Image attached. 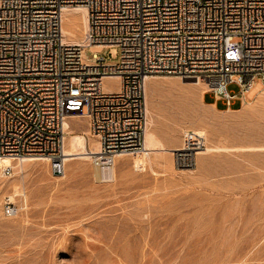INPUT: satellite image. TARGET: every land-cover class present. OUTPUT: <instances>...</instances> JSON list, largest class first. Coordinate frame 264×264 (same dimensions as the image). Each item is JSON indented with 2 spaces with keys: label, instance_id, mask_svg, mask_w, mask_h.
Here are the masks:
<instances>
[{
  "label": "rangeland",
  "instance_id": "rangeland-1",
  "mask_svg": "<svg viewBox=\"0 0 264 264\" xmlns=\"http://www.w3.org/2000/svg\"><path fill=\"white\" fill-rule=\"evenodd\" d=\"M155 76L146 101L157 150L122 155L110 179L84 158L59 176L47 160L0 175V264H264V100L248 105L264 83L219 110L203 102L205 82ZM118 84L104 79L108 91ZM67 122L91 145L87 117Z\"/></svg>",
  "mask_w": 264,
  "mask_h": 264
},
{
  "label": "built area",
  "instance_id": "built-area-1",
  "mask_svg": "<svg viewBox=\"0 0 264 264\" xmlns=\"http://www.w3.org/2000/svg\"><path fill=\"white\" fill-rule=\"evenodd\" d=\"M78 6L87 28L71 42L62 16ZM113 48L118 58L108 60ZM156 74L205 82L227 110L243 103L256 78L264 83V0H0V173L13 172L4 158L40 157L63 174L72 114L87 117L99 141L94 166L112 168L144 147ZM109 76L116 90L104 89Z\"/></svg>",
  "mask_w": 264,
  "mask_h": 264
},
{
  "label": "bare ground",
  "instance_id": "bare-ground-1",
  "mask_svg": "<svg viewBox=\"0 0 264 264\" xmlns=\"http://www.w3.org/2000/svg\"><path fill=\"white\" fill-rule=\"evenodd\" d=\"M68 13H77L78 15L69 19L67 17ZM86 28H87V13L83 7L78 6V7H73V8H67L63 12L62 29H63L64 34L66 35V40L71 41V42H82L83 39L81 38L80 40V37L84 35ZM91 48L92 50L96 51V50H101L102 46L92 45ZM154 77L156 76L153 75V76L148 77V80L146 83V99H149V88L153 84ZM107 78H117V77L109 76ZM263 89L262 91L259 92L256 99L253 102L248 103V105H256L264 100V90ZM146 105H147V101H146ZM147 111H149L148 107H147ZM66 131H67V135L65 139V165L66 163H69L70 160L73 158H82V159L84 158V159L94 160L95 153H98L100 151V144L97 138L95 137V135L91 134L93 139L91 138L92 139L91 145H89V141H88L89 132H84L83 134L81 133L74 134L71 132L67 121H66ZM161 142L154 129L153 120L152 118L149 119V115H148V126L146 129L145 138H144V147L139 149L140 152L138 150H135L137 152L130 153V154H136V155L144 154V156L148 155L150 153L149 151L157 150L159 147H161ZM122 155L124 154L117 155L116 160L119 161ZM180 156H181L180 157L181 161L185 159V157H187V156L183 157L182 155ZM37 160H47V159L40 158V157H24V158H19L17 160H13L11 158H4L3 163L5 165H11L14 168H18L19 170H22L24 168L25 163L29 161H37ZM112 168L102 169V168L95 167L96 175L98 176L99 179H101L102 177L110 179V176L107 174V172L111 171ZM0 175L2 174L0 173ZM113 177H114V170H113L112 179Z\"/></svg>",
  "mask_w": 264,
  "mask_h": 264
},
{
  "label": "crops",
  "instance_id": "crops-1",
  "mask_svg": "<svg viewBox=\"0 0 264 264\" xmlns=\"http://www.w3.org/2000/svg\"><path fill=\"white\" fill-rule=\"evenodd\" d=\"M208 90L204 91L203 94H202V100L205 104H208V105H211L213 104L215 106L216 109H219V110H226V107L224 105V102L221 101V100H214L213 96L211 93L207 92ZM209 96L212 101L210 100H207L206 97ZM243 103H241L240 100H234L233 101V105L232 107L230 108L231 109H234L235 105H237V107H240L242 106Z\"/></svg>",
  "mask_w": 264,
  "mask_h": 264
},
{
  "label": "trees",
  "instance_id": "trees-1",
  "mask_svg": "<svg viewBox=\"0 0 264 264\" xmlns=\"http://www.w3.org/2000/svg\"><path fill=\"white\" fill-rule=\"evenodd\" d=\"M237 108H239V107H234V109H237Z\"/></svg>",
  "mask_w": 264,
  "mask_h": 264
}]
</instances>
